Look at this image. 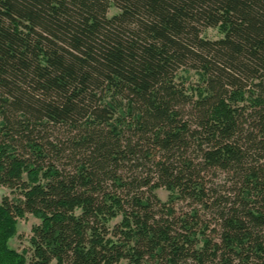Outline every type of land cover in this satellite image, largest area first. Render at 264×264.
Listing matches in <instances>:
<instances>
[{"label": "trees", "instance_id": "1", "mask_svg": "<svg viewBox=\"0 0 264 264\" xmlns=\"http://www.w3.org/2000/svg\"><path fill=\"white\" fill-rule=\"evenodd\" d=\"M0 186V264H264V0H0Z\"/></svg>", "mask_w": 264, "mask_h": 264}, {"label": "rangeland", "instance_id": "2", "mask_svg": "<svg viewBox=\"0 0 264 264\" xmlns=\"http://www.w3.org/2000/svg\"><path fill=\"white\" fill-rule=\"evenodd\" d=\"M117 11V8L113 6L110 10V14H113ZM205 35L211 38H218L222 35L221 31L218 28L209 27L205 30ZM183 74L189 77V79H196L198 75L194 71H183ZM10 190L6 187L0 186V201L4 194H9ZM158 195L161 199L165 200L168 197L169 192L164 189L157 190ZM39 222V219L32 214H28L25 218H20L17 223V234L11 238L10 245L16 249H23L24 246L28 245V236L31 233V227Z\"/></svg>", "mask_w": 264, "mask_h": 264}]
</instances>
